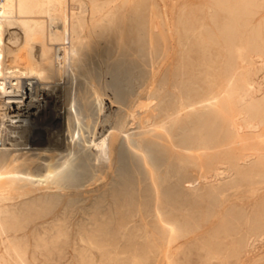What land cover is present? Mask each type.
I'll use <instances>...</instances> for the list:
<instances>
[{"label": "rangeland", "instance_id": "obj_1", "mask_svg": "<svg viewBox=\"0 0 264 264\" xmlns=\"http://www.w3.org/2000/svg\"><path fill=\"white\" fill-rule=\"evenodd\" d=\"M219 1L220 6L215 0H119L82 14L85 26L80 35L86 44L81 56L94 66L86 69L91 75L83 85L84 113L90 124L85 139L97 136L98 117L105 115L112 131L103 147L111 162L100 173L95 170L96 179L85 189L81 183L93 175V166H84L73 176L65 195L30 201L8 220L10 234L17 236L12 244L26 255L28 264H237L243 259L248 236L264 233V106L253 114L260 122L258 135L245 130L242 137L248 136L242 142L235 140L229 128L232 107L219 100L213 113L189 111L174 118L169 141L167 126H158L161 138L149 144L145 165L127 149L137 142L130 131L139 126L141 109L152 111V119L158 121L167 110L217 95L224 77L238 69L240 56L264 50V0ZM9 29L5 35L9 62L35 67L37 50L25 45L16 28ZM170 41L173 63L157 80L159 86L169 81L167 91L157 87L151 105L148 96L137 95V89L152 76ZM143 48L145 61L137 58ZM53 51L49 57L53 63L44 77L48 105L60 95L65 81ZM117 56L122 58L114 83L107 90L105 106L99 107L91 94L95 89L102 92L99 80ZM54 125L47 131L60 130L63 119ZM247 152L253 153L252 163L239 165L238 157ZM120 153L123 167L134 179L133 184H124L122 192L121 184H111ZM11 154L12 150H0V158L6 161ZM218 167L231 172L230 177L195 189L188 184ZM151 179L158 184H150ZM42 221L51 223L43 231H29Z\"/></svg>", "mask_w": 264, "mask_h": 264}, {"label": "bare ground", "instance_id": "obj_2", "mask_svg": "<svg viewBox=\"0 0 264 264\" xmlns=\"http://www.w3.org/2000/svg\"><path fill=\"white\" fill-rule=\"evenodd\" d=\"M96 1L2 0L0 9V138L2 141L0 150H12V154L7 161L3 159V156L0 158V264H28L26 255L14 243L12 244L14 242L13 239H16L17 236L10 234L7 224L8 220L14 218L17 209H20L21 206H26L30 201L43 199V197L65 195V186L68 187V184H72L73 176L84 166H93V169H91V174L93 173V175L81 183L85 189L88 184H91L96 179L94 178L97 174L96 171L100 173V170L111 162L109 154L103 147L105 140H107L112 131V127L107 124L108 122H105V115L102 114L104 119L100 115L98 117L97 136L94 139H85V131H88L90 124L86 121V116L88 115L85 116L84 113L85 106L82 95L83 85L87 82L88 75H91L90 70L87 71L86 69L90 68L91 65L88 66L84 56H81L84 54H81V49L86 44H84L86 38L80 35L84 30L81 32L82 25H84V22L82 23V14H87L89 10L101 9L104 5L113 4L119 0H100L96 4L97 6H93ZM221 3L219 0H215V4L218 6ZM213 17L211 13L209 15L211 21H213ZM109 19L107 18V21H110ZM87 21L85 20L86 23ZM9 28H16L22 36L25 45L27 44L28 47L34 46L37 50V54L35 55L34 53L37 56L35 67L9 62L5 52V35L8 33L7 30ZM11 36H14V34ZM148 45L151 48L153 43L149 42ZM172 45L173 42L170 41L168 46H165L163 60L153 71L152 76L143 81L137 89V95L148 96L147 100H150L151 105L154 104L153 101H156V96L153 97V95L157 91V87H162V89L166 90V86L169 84L167 80L163 83V86H159L160 84L157 80L162 72L166 74L171 69L173 63ZM52 49L55 51L53 59L55 61L56 58V65L57 63L60 64L65 81L61 84L58 83L63 85L60 88L61 93L58 96H54L51 104L48 105L46 96L49 89L47 90L48 81L45 82V74L53 63L49 59L52 56L50 55ZM33 50L28 51L32 52ZM56 53H59V56ZM121 58L118 56L117 58H112L111 67L106 63L108 68L106 67V72L104 71L103 80L98 77L99 81H102V92L95 89L91 97L94 98L99 107L104 105L103 103L106 101L107 90H110L114 83L116 76L114 71ZM137 58L142 61L147 59L145 48L141 50ZM94 59L96 60V58ZM98 61H101V59L99 60L98 58ZM100 63L103 65L102 62ZM91 67L93 68L94 66ZM239 74L241 75L240 78L238 77ZM92 79L94 80L93 77ZM98 84L100 83L98 82ZM92 86L90 85V87ZM219 89L220 93L217 95L205 97L187 105H180L179 109H175L172 112L165 111L158 121L155 118L152 119V111L141 109L142 116L141 118L137 117L138 120L141 119V122L138 121L139 126L130 131L133 135H136L135 137H138V139L135 138L137 140L136 144L134 142L131 146L129 144L130 147L127 146L130 154L136 161L138 160L145 165L150 152L149 144L152 145L155 137L159 136L158 132H156L158 126H167L165 137L169 141V128L174 118L189 111L213 113L216 111L219 100L232 107L229 128L236 141H243V138L248 134L245 133L244 137H242L245 130L254 135V137L257 136L260 130V122L258 123L254 120L253 114L258 108L261 111L264 106V50L240 56L238 69H233L224 77ZM61 118L63 119V126L60 130L64 129V132L60 130L55 132L53 130L47 131L49 127L55 128L54 124ZM247 147L250 149V146H246V149ZM252 155L253 153L250 152L242 153L238 157L239 165L252 163ZM124 164L125 162L120 153L116 179L114 178L111 181V184H121L120 192L123 191L124 184L134 183L132 182L134 180L133 175L129 169L123 167L125 166ZM230 175L231 172L226 173L225 168L218 167L208 175H201L188 184L195 189L199 184L218 183L228 179ZM98 180H101V178ZM150 181V184H158L157 179H151ZM51 198L49 197L48 199ZM51 221L39 222L30 227L29 231L32 233L43 231ZM263 236L264 233L259 235L250 234L248 236L243 259L237 264H264V242L260 243ZM21 241L23 242V240ZM38 246L41 245L38 244Z\"/></svg>", "mask_w": 264, "mask_h": 264}, {"label": "built area", "instance_id": "obj_3", "mask_svg": "<svg viewBox=\"0 0 264 264\" xmlns=\"http://www.w3.org/2000/svg\"><path fill=\"white\" fill-rule=\"evenodd\" d=\"M2 0H0V9H1ZM59 56V53H56Z\"/></svg>", "mask_w": 264, "mask_h": 264}]
</instances>
